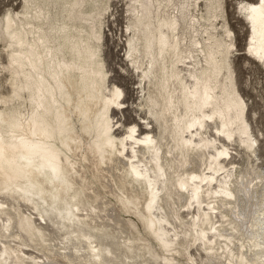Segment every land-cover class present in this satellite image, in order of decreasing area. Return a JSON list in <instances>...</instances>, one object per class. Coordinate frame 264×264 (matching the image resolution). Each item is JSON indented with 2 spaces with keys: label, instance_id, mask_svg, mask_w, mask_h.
<instances>
[{
  "label": "bare ground",
  "instance_id": "bare-ground-1",
  "mask_svg": "<svg viewBox=\"0 0 264 264\" xmlns=\"http://www.w3.org/2000/svg\"><path fill=\"white\" fill-rule=\"evenodd\" d=\"M108 1H26L5 20L0 264H175L123 236L101 188L165 253L192 262L197 245L215 264H264V179L233 173L229 151L254 157L257 141L234 89L231 32H215L220 0H179V17L174 0H130L126 57L144 116L122 134L114 112L129 106L100 50ZM237 9L244 56L264 65V0Z\"/></svg>",
  "mask_w": 264,
  "mask_h": 264
},
{
  "label": "rangeland",
  "instance_id": "rangeland-1",
  "mask_svg": "<svg viewBox=\"0 0 264 264\" xmlns=\"http://www.w3.org/2000/svg\"><path fill=\"white\" fill-rule=\"evenodd\" d=\"M26 1L33 0H0V98L2 99H8L12 96V87L10 84L11 81L9 73L5 71L6 69L4 68L8 65L7 54L9 52V49L6 43L7 38L6 36H4V34L1 33V31L8 16L12 17L16 14L20 15L22 12H24ZM174 1L176 6L173 9V12L179 17L181 14L179 0ZM255 1L256 0H220V10L218 12L220 18L215 22V32H231L230 39L232 41V44H234V48L232 49L230 61L232 67V77L234 79L235 84L234 89L246 104L248 123L252 131V135L257 141V144L255 146L256 157L248 155L246 151L245 152L247 154L245 155L244 150H241V148L238 149L236 145L229 146V151L231 153L233 152L236 155H233L231 162L235 163L234 169L238 170L234 172L235 170L233 169L234 171H232L235 174L244 171L245 173H247L246 176L252 179H254L256 174L259 173L260 175H262V179H264V65L258 63L256 59L255 61L254 58H250L247 53V58L244 56L245 41L247 37V28H249V23L244 18H242L240 12L237 9L239 2L253 3ZM110 2L111 3H109L108 1L107 3L108 10L106 14H108H105L106 16L104 15V17L102 18L103 23L101 24L100 28V50L102 58L105 60V67L110 72L109 75L111 76V80L116 85L121 86V88L124 90L125 96L123 95L122 99L125 98V100L127 101V104L125 106H129V109H125L124 113H121V111H118L117 113L116 111L114 112L115 114H118L115 115L114 122L119 120L121 124V127L116 131V133L122 134V132L126 130L124 128L125 126L136 122L142 123L140 117H143L144 115L141 112H135V110H137L138 108V104L141 101L142 94L139 90H137L138 85L136 84V74H133L134 72L131 70L132 68L130 66V63L127 61L126 57V41L129 37L127 27H129L128 19L130 15L128 11L131 6L130 0H110ZM87 8L88 7H86V9ZM199 11L200 13L205 14L204 3L202 4V7L199 8ZM0 108L3 109V107L1 106ZM141 128L144 129V126L141 125ZM138 130L139 128L137 129V131ZM254 158H256L257 161ZM229 160L230 158L226 159L225 163L229 162ZM246 164H250L251 166L249 167L248 165V168ZM252 166L253 169L255 168L254 170L252 169L253 171H251ZM262 183H264V180H262ZM100 191L101 194L103 193L102 195L105 198L102 202L110 201L112 204H115V206H111L112 209L110 207L112 211L114 210L113 212H111V214L116 216V221H118L119 224L122 226V229L121 227L120 229L123 233V236L136 237L138 235L136 233H139L138 236L140 238L143 237L142 239L145 238L144 243L147 244L149 242L148 245L152 248L154 252H156L161 257H168L173 259L172 261L175 264H215L214 262H208L206 260V254L197 245L189 246L186 250V254L187 256L189 255L192 258V262L187 261L186 257L179 256L176 254L165 253L157 247V242H153L154 239L150 235H148L145 230H143L144 228L141 222L134 215L118 210L119 208L117 207H119V204L115 201V199L108 194L106 195L105 191L102 188L100 189ZM20 205L21 203L19 204V207H21L22 213H25V215H31V209L29 205L26 206L25 204L23 205V203L21 206ZM184 213L185 214L181 213V218L183 219V221L188 220L190 218V216H188L186 212ZM185 215H187L188 217ZM32 216L34 217V215ZM183 216L185 219L183 218ZM129 221L133 223L136 228H129V226L127 225ZM49 230L52 231V229L50 228ZM235 237L239 238L240 235H235ZM235 242L237 241H234V244L237 246V243ZM30 250L32 252H35L32 249ZM31 251L29 253H31ZM37 254H39L38 256H41L40 253ZM58 261L60 263H58ZM58 261H54L52 263L61 264V261Z\"/></svg>",
  "mask_w": 264,
  "mask_h": 264
}]
</instances>
